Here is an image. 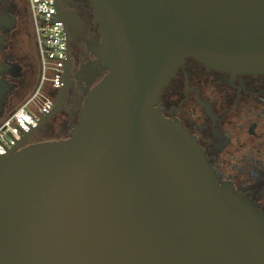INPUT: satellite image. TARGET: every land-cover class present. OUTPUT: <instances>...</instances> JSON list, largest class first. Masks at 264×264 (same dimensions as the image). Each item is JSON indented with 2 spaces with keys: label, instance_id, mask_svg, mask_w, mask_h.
<instances>
[{
  "label": "water",
  "instance_id": "water-1",
  "mask_svg": "<svg viewBox=\"0 0 264 264\" xmlns=\"http://www.w3.org/2000/svg\"><path fill=\"white\" fill-rule=\"evenodd\" d=\"M92 4L102 38L89 49L107 72L68 137L33 141L64 108L67 56L52 109L0 154V264H264V212L156 106L188 56L264 73V0ZM11 66L0 61V118Z\"/></svg>",
  "mask_w": 264,
  "mask_h": 264
},
{
  "label": "flooded vegetation",
  "instance_id": "flooded-vegetation-1",
  "mask_svg": "<svg viewBox=\"0 0 264 264\" xmlns=\"http://www.w3.org/2000/svg\"><path fill=\"white\" fill-rule=\"evenodd\" d=\"M55 5L68 35L71 77L64 108L34 134L33 141L68 137L87 90L107 72L96 77L97 57L89 49L102 38L92 0H55ZM0 13L7 16L0 27L4 36L0 61L12 65L4 75L14 85L10 101L26 96L33 76L35 85L38 59L25 43L31 33L27 0H0ZM93 78L96 81L90 83ZM156 106L196 138L221 184L264 212L263 72H231L188 56L163 87Z\"/></svg>",
  "mask_w": 264,
  "mask_h": 264
},
{
  "label": "built area",
  "instance_id": "built-area-1",
  "mask_svg": "<svg viewBox=\"0 0 264 264\" xmlns=\"http://www.w3.org/2000/svg\"><path fill=\"white\" fill-rule=\"evenodd\" d=\"M27 5L39 72L25 100L0 118V154L52 109L56 98L53 92L63 82L67 44L63 23L56 16L55 0H27Z\"/></svg>",
  "mask_w": 264,
  "mask_h": 264
},
{
  "label": "rangeland",
  "instance_id": "rangeland-1",
  "mask_svg": "<svg viewBox=\"0 0 264 264\" xmlns=\"http://www.w3.org/2000/svg\"><path fill=\"white\" fill-rule=\"evenodd\" d=\"M30 28H31V25H30ZM25 43H26V46L30 47L34 51L35 55L37 56V50H36V46H35V39H34V36H33L32 29H31L30 36L26 38ZM35 79H36V76H33L32 82L30 83L29 90H28L26 96L21 97V98H19V97L18 98H14V97L10 98V101L7 102L6 112L5 113H7L10 110L16 108L17 106H19L25 100V98L33 90V85H34ZM54 138L56 139V137H54Z\"/></svg>",
  "mask_w": 264,
  "mask_h": 264
},
{
  "label": "trees",
  "instance_id": "trees-1",
  "mask_svg": "<svg viewBox=\"0 0 264 264\" xmlns=\"http://www.w3.org/2000/svg\"><path fill=\"white\" fill-rule=\"evenodd\" d=\"M6 112V111H5Z\"/></svg>",
  "mask_w": 264,
  "mask_h": 264
}]
</instances>
